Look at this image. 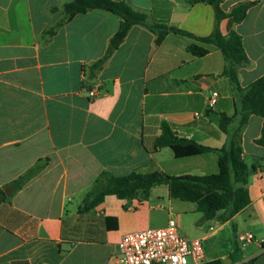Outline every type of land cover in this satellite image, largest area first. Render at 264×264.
<instances>
[{
    "label": "crops",
    "instance_id": "1",
    "mask_svg": "<svg viewBox=\"0 0 264 264\" xmlns=\"http://www.w3.org/2000/svg\"><path fill=\"white\" fill-rule=\"evenodd\" d=\"M73 0H0V264H119L124 235L164 228L203 243V264H264V119L245 112L229 65L213 44V6L191 0H113L147 16L103 63L121 18L92 10L67 20ZM250 5L236 23L229 14ZM219 32H237L249 62L238 70L242 89L264 77V0H224ZM174 28L160 44L151 26ZM208 50L194 56L189 48ZM95 90L90 98L88 91ZM218 92L209 108L211 92ZM228 123L221 126L222 117ZM210 151L176 158L156 150L162 125ZM231 140L248 167L251 203L227 221L220 211L204 220L196 203L171 197L168 186L142 197L107 196L84 211L87 194L104 172L172 177L219 173ZM42 170L21 187L13 183L35 166ZM6 194V193H5ZM254 241L243 247L240 235Z\"/></svg>",
    "mask_w": 264,
    "mask_h": 264
},
{
    "label": "trees",
    "instance_id": "2",
    "mask_svg": "<svg viewBox=\"0 0 264 264\" xmlns=\"http://www.w3.org/2000/svg\"><path fill=\"white\" fill-rule=\"evenodd\" d=\"M224 0H191L192 4L205 2L215 9L217 26L214 33L203 42L213 44L221 50L229 65L225 69L227 76L235 88L237 95L241 99V105L245 112V119L249 115H258L264 119V77L252 84L248 89H242L239 83L238 70L241 66L249 62L248 56L243 46L242 37L235 31L228 37H223L218 28L219 22L227 15L222 11L220 5ZM250 5H239L229 14L236 23L242 22L246 16ZM92 10H104L111 12L121 18L118 32L111 40L110 48L104 59L93 66V70L100 69L103 63L118 49L124 42L129 31L134 25H145L147 16L136 12L125 2L113 0H73L64 6L67 20L78 14H84ZM157 33L156 43L160 44L169 32L182 33L174 28L165 26H151ZM189 51L197 57L204 56L208 50L191 46ZM221 126L228 123V119L222 117ZM261 143H264V127ZM173 150L176 158H185L202 155L210 149L198 145L197 143L178 137L173 129L166 123L162 125V134L156 140V150L161 148ZM42 170V166L37 165L13 183L14 187H21L27 181L34 178ZM248 167L242 159V149L236 140H231L224 148L219 157V173L205 177L183 176L172 177L165 173L141 174L133 172L129 175L118 177L111 173L104 172L94 182L91 191L87 194L83 210L90 211L100 205L107 196H117L119 199H134L142 197L148 200L152 188L166 185L170 190L171 197L183 202L196 203L198 211L203 214L204 220H212L218 216L220 211L225 214L222 221H227L235 214L241 212L250 203L247 189ZM7 199L3 190H0V204ZM253 262L249 263L252 264Z\"/></svg>",
    "mask_w": 264,
    "mask_h": 264
},
{
    "label": "built area",
    "instance_id": "3",
    "mask_svg": "<svg viewBox=\"0 0 264 264\" xmlns=\"http://www.w3.org/2000/svg\"><path fill=\"white\" fill-rule=\"evenodd\" d=\"M88 94L94 98L96 91L89 90ZM218 99L219 93L211 92L209 108L215 107ZM238 240L245 247L254 241V236L246 233L240 235ZM118 248L119 264H203L205 260L202 241L183 236L174 219L169 220L164 228L124 235Z\"/></svg>",
    "mask_w": 264,
    "mask_h": 264
},
{
    "label": "water",
    "instance_id": "4",
    "mask_svg": "<svg viewBox=\"0 0 264 264\" xmlns=\"http://www.w3.org/2000/svg\"><path fill=\"white\" fill-rule=\"evenodd\" d=\"M6 195H9V193L7 191H5Z\"/></svg>",
    "mask_w": 264,
    "mask_h": 264
},
{
    "label": "rangeland",
    "instance_id": "5",
    "mask_svg": "<svg viewBox=\"0 0 264 264\" xmlns=\"http://www.w3.org/2000/svg\"><path fill=\"white\" fill-rule=\"evenodd\" d=\"M190 263H192V261L190 260Z\"/></svg>",
    "mask_w": 264,
    "mask_h": 264
}]
</instances>
